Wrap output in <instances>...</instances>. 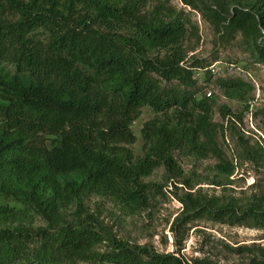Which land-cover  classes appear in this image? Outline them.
<instances>
[{
  "label": "trees",
  "instance_id": "16d2710c",
  "mask_svg": "<svg viewBox=\"0 0 264 264\" xmlns=\"http://www.w3.org/2000/svg\"><path fill=\"white\" fill-rule=\"evenodd\" d=\"M196 3L220 39L239 34L254 62L264 65V40L258 41L264 34V0H181L192 9ZM141 6L142 0H0V199L22 196V204L38 206L46 221L31 233L0 230V264H222L207 258L186 262L108 237L106 251H93L106 233L81 205L88 186L142 207L158 186L141 178L156 167H163L168 180L182 182L171 151L220 155L211 104L196 100L193 92L197 64L183 65L187 23L180 12ZM152 49L163 54L148 55ZM209 76L205 71L204 80ZM218 85L236 87L233 81ZM142 107L161 118L144 125L145 135L151 130L150 145L131 162L123 146L134 142L130 126ZM218 111L221 118L229 115L224 106ZM260 115L264 119V110ZM39 136L48 139V147L34 145ZM69 175L79 178L70 181ZM73 197L77 207L66 221L60 210ZM196 200L174 220L175 246L185 222L194 218L264 228V208L237 212ZM10 210L0 203V214ZM228 251L243 258L234 264H264L262 246Z\"/></svg>",
  "mask_w": 264,
  "mask_h": 264
},
{
  "label": "rangeland",
  "instance_id": "374dc122",
  "mask_svg": "<svg viewBox=\"0 0 264 264\" xmlns=\"http://www.w3.org/2000/svg\"><path fill=\"white\" fill-rule=\"evenodd\" d=\"M249 1L256 0H242V3ZM157 4L180 12L181 19L187 23L181 42L183 65L197 64L193 92L196 100L207 99L211 104L213 141L220 155L215 158L214 154H199L190 148L171 151L182 171V182L168 180L163 167H156L141 178L144 184L158 186L147 205L142 207L126 203L112 192L100 193L95 187L88 186L80 197L81 205L85 213L95 216L106 233L93 251H106L105 238L108 237L129 246H144L159 254H174L186 262L207 258L217 263L234 264L243 258L233 255L228 248L251 244L264 247V228L230 226L194 218L185 222L182 235L177 238L181 239L179 246L174 245L170 229L174 220L186 213L184 205L190 206L195 199L206 206L229 205L237 212L250 206L264 208V202H259V197L264 194V119L260 115L264 110V65L254 62L239 34H233L227 42L220 39V34L202 16L201 6L197 3L192 9L182 5L181 0H142L141 7L149 11ZM120 29L122 32L123 28ZM259 40H264V34ZM161 54L163 50L160 49L148 52L150 56ZM205 71L210 72L207 80H204ZM220 81H233L236 87L222 88L218 85ZM221 106L229 111L224 118L218 111ZM154 118L160 119L161 116L142 107L132 122L130 129L134 142L123 146L130 153L131 162L138 161L147 152L151 130L149 127L145 129V135L142 129ZM33 142L38 148L49 146L48 139L43 136ZM75 177L79 178L75 175L66 178L71 181ZM51 194L52 191L48 190L46 195ZM186 195H189L188 201L184 202ZM22 199V196L10 194L0 199L1 204L11 209L8 214H0V230L21 228L31 233L46 226L39 207L22 204ZM52 202L55 206V201ZM76 203L73 197L65 209L60 210L64 220L71 219Z\"/></svg>",
  "mask_w": 264,
  "mask_h": 264
},
{
  "label": "built area",
  "instance_id": "2783aa9c",
  "mask_svg": "<svg viewBox=\"0 0 264 264\" xmlns=\"http://www.w3.org/2000/svg\"><path fill=\"white\" fill-rule=\"evenodd\" d=\"M209 96V94L207 95V97Z\"/></svg>",
  "mask_w": 264,
  "mask_h": 264
}]
</instances>
